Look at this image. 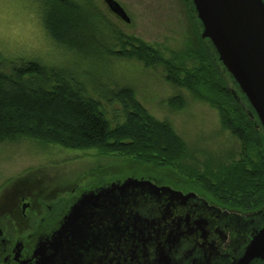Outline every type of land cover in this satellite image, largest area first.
Returning <instances> with one entry per match:
<instances>
[{
    "label": "rangeland",
    "instance_id": "obj_1",
    "mask_svg": "<svg viewBox=\"0 0 264 264\" xmlns=\"http://www.w3.org/2000/svg\"><path fill=\"white\" fill-rule=\"evenodd\" d=\"M68 1L79 34L64 43L55 39L47 22L51 19L67 36L69 10L60 0H0V65L24 61L54 67L82 96L100 103L112 128L123 124L127 115L116 92L132 88L147 114L168 123L182 140L186 154L173 167L185 179L209 174L215 183L223 166L247 159L217 108L168 79L179 67L200 64L196 53L202 48L200 32L187 0H117L130 23L113 14L103 0ZM144 48L156 54L157 62L148 64L135 55ZM260 158L254 160L261 163L264 156ZM134 160L135 156L103 146L75 149L32 137L3 139L0 202L17 186L88 188L127 176L131 169L118 166ZM105 168L112 171L103 172ZM213 194L216 202L237 201L229 193Z\"/></svg>",
    "mask_w": 264,
    "mask_h": 264
},
{
    "label": "trees",
    "instance_id": "obj_2",
    "mask_svg": "<svg viewBox=\"0 0 264 264\" xmlns=\"http://www.w3.org/2000/svg\"><path fill=\"white\" fill-rule=\"evenodd\" d=\"M60 1L69 10L68 34L62 36L51 19L47 20L48 28L55 39L68 43V39L75 38L79 32L71 15L72 5L68 0ZM201 43L202 48L196 52L199 66L193 69L179 67L178 72L169 73L168 79L217 108L222 124L240 140L247 153L246 160L223 166L215 183L209 174L199 175L197 180L176 174L173 164L186 154L182 140L168 123L147 114L132 88L124 87L116 92V98L126 108L127 115L123 124L112 128L100 103L82 96L61 71L38 62L0 65V140L32 137L75 149L108 147L112 151L135 156L133 162L118 166L130 168L132 176L151 177L172 184L180 181L183 187L195 189L213 200L214 192L217 195L229 193L235 200L242 201L240 195L246 187L250 188L251 194L252 189L258 191L260 187L257 199L263 200L264 161L254 160L264 156L262 132L250 117L247 102L241 98L206 41L201 38ZM135 55L148 64L157 62L156 54L145 48ZM179 72L184 76L181 77ZM102 171L109 173L112 170L105 168ZM130 175L102 180L93 186L106 185ZM250 193L243 195L248 198Z\"/></svg>",
    "mask_w": 264,
    "mask_h": 264
},
{
    "label": "flooded vegetation",
    "instance_id": "obj_3",
    "mask_svg": "<svg viewBox=\"0 0 264 264\" xmlns=\"http://www.w3.org/2000/svg\"><path fill=\"white\" fill-rule=\"evenodd\" d=\"M134 177L194 196L138 194L128 208L153 220L152 225L140 221L139 231L121 230L115 220L103 218L81 240L68 238L65 249L44 264H236L264 224V199H257L260 187L253 194L246 187L242 201L220 203L180 181ZM93 188L30 184L6 192L0 202V264H41L34 255L39 242L51 238L80 194ZM250 264H264V257Z\"/></svg>",
    "mask_w": 264,
    "mask_h": 264
},
{
    "label": "water",
    "instance_id": "obj_4",
    "mask_svg": "<svg viewBox=\"0 0 264 264\" xmlns=\"http://www.w3.org/2000/svg\"><path fill=\"white\" fill-rule=\"evenodd\" d=\"M103 1L113 14L130 23L129 15L117 0ZM187 1L200 29V37L206 41L241 98L247 102L249 115L264 138V0ZM134 176L82 192L60 228L51 238L39 242L34 255L39 257L40 263H47L62 252L68 238H84L103 218H112L121 230L132 228L139 231L141 222L152 225L153 220L128 208L130 203L134 204L138 194L154 196L162 191L183 199L194 196L193 193L183 195L169 186H158L150 179ZM259 257H264V224L253 233L244 255L236 264H250Z\"/></svg>",
    "mask_w": 264,
    "mask_h": 264
}]
</instances>
